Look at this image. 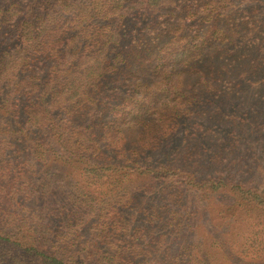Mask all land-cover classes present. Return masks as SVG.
<instances>
[{
  "label": "trees",
  "instance_id": "obj_1",
  "mask_svg": "<svg viewBox=\"0 0 264 264\" xmlns=\"http://www.w3.org/2000/svg\"><path fill=\"white\" fill-rule=\"evenodd\" d=\"M165 1H0V264H187L204 200L242 220L264 214L263 191L200 176L165 141L186 123L168 105L201 101L181 68L208 89L264 74V7ZM157 226L173 239L155 238ZM201 245L207 261L204 246L223 240Z\"/></svg>",
  "mask_w": 264,
  "mask_h": 264
},
{
  "label": "rangeland",
  "instance_id": "obj_2",
  "mask_svg": "<svg viewBox=\"0 0 264 264\" xmlns=\"http://www.w3.org/2000/svg\"><path fill=\"white\" fill-rule=\"evenodd\" d=\"M213 1L215 4L219 0ZM230 2L237 11H248V16L253 7H264V0H229ZM164 3L170 5L172 0ZM182 4V0H173L172 7ZM241 12L239 15L245 16ZM246 20L249 22V18ZM242 22L244 21L237 15V19L233 18L231 24ZM259 29L256 37H264V30L262 27ZM212 50V47L207 48L206 55L210 57ZM261 56L264 57V51L258 52L257 60ZM181 69L177 78L184 87L191 85L190 89L197 88L201 101L196 104L181 102L168 105V110L183 115L182 119L186 123L172 129L165 136V141L180 146L181 156L178 159L183 160L182 157L185 156V163L192 165L200 176L224 175L236 182H247L249 186L264 192V74L239 78L237 82H240V86L237 88L229 89L225 81L218 80L215 89H208L202 86L199 75L187 67ZM140 131L139 126H132L124 128L119 136L123 135L127 143H130L137 140ZM157 151L158 154L155 155L160 156L161 153ZM173 152L171 153L174 154ZM58 201L62 204L68 200ZM202 203H207L208 206L194 219L196 231L193 230L189 239L191 246L188 247L193 257L187 264H191L196 255L202 256L201 243L205 244L212 238H222L221 249L204 246L211 257L207 261L206 258L198 257L193 264H264V214L258 219L251 215L249 219L242 220L236 215L229 214L230 217L224 214L220 207L223 202L218 196ZM141 224L142 221L136 228H141ZM125 225L122 221L116 222L113 231L120 232ZM144 225L146 230L151 229L149 221ZM153 232L155 238L165 240L167 235L166 241L173 239V232L167 227L163 229L157 226ZM148 236L141 240L142 245H152L148 243ZM170 244L177 246L176 239ZM199 249L200 252L195 253Z\"/></svg>",
  "mask_w": 264,
  "mask_h": 264
}]
</instances>
